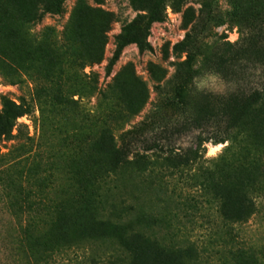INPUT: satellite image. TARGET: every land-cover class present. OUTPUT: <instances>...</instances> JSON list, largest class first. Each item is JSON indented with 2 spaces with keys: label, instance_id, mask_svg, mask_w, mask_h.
Masks as SVG:
<instances>
[{
  "label": "rangeland",
  "instance_id": "obj_1",
  "mask_svg": "<svg viewBox=\"0 0 264 264\" xmlns=\"http://www.w3.org/2000/svg\"><path fill=\"white\" fill-rule=\"evenodd\" d=\"M154 7L161 11V20L144 25L152 51L140 53L130 43L110 63L124 27ZM187 33L195 51L189 66L186 53L173 49ZM263 47L264 0H0V48L9 51V60L0 64V109L5 101H24L28 112L17 123L26 125L23 131L31 137L19 149H13L21 144L17 139L0 140V264L21 263L13 250L18 238L14 223H24L3 210L5 174L49 203L79 191L82 174L104 154L108 139L112 145H125L130 158L154 160L156 155L144 145L182 127L181 118L194 114L203 92H264ZM179 84L187 100L183 112L167 106ZM253 105L249 98L241 110ZM223 127L218 120L207 129L218 132ZM196 131L174 135L171 145L186 147V135ZM226 147L227 142L207 143L205 157L218 158ZM28 167L33 177L22 179L20 173L27 174ZM199 180L194 175L189 183L196 186ZM100 191L114 203L143 196L136 210L156 215L154 196L137 182H106ZM100 206L109 211V202ZM260 210L235 227V246L253 248V257L241 258L242 264H264V201ZM201 216L197 213L191 223L182 216L186 225L177 224L166 237L182 246L193 243L203 260L222 264L211 242L219 233L215 209L206 207ZM35 219L40 230L50 222L43 211ZM163 234L155 225L141 228L138 237L149 246L156 240L152 247L159 252ZM82 246L89 247V255L114 247L110 241ZM83 252L67 251L54 264H92ZM193 256L185 253L176 264H193Z\"/></svg>",
  "mask_w": 264,
  "mask_h": 264
},
{
  "label": "trees",
  "instance_id": "obj_2",
  "mask_svg": "<svg viewBox=\"0 0 264 264\" xmlns=\"http://www.w3.org/2000/svg\"><path fill=\"white\" fill-rule=\"evenodd\" d=\"M58 5L57 2L56 9ZM160 20L161 11L154 7L145 17L138 16L125 26L110 63L130 43L135 44L140 53L152 51L146 41L144 25L148 27ZM190 37L191 34L187 33L173 46L174 51L186 53V66L195 59ZM259 56L264 62V47ZM6 60H9V51L0 48V64ZM202 98L203 102L195 108L193 115L181 118L182 127L162 140L144 145L145 151L154 152V160L138 155L130 158L125 145H112V139H108L104 154L96 157L90 170L82 174L80 189L73 197L44 203L38 194L25 190L20 180L17 183L11 173L5 174L3 210L14 219L24 221L14 223L18 227V238L13 250L21 258L20 264H54L57 256L73 249L83 250L86 255L89 247L82 244L92 241H110L114 246L102 255L87 254L92 264H176V258L185 253L192 256L195 253L193 264H216L209 257L207 260L199 257L193 243L182 246L166 237L178 228L177 224L184 226L192 219L194 222L196 214L201 216L209 206L215 209L219 219L218 237L211 242L222 264H242L239 262L241 258L253 257V248L236 247L234 237H237L235 227L257 215L264 201V92H203ZM249 98L255 101V105L241 110ZM167 106L185 111L187 100L181 84L175 88ZM28 108L20 100L18 104L5 101L0 109V140L17 139L21 144L13 149L31 141L23 131L26 125L17 123V118L26 114ZM218 120L223 123V129L208 131V125ZM13 129L16 134H12ZM191 130H197V134L186 135L190 138L186 147L171 145L174 135ZM224 142L227 147L222 156L205 157L207 143ZM32 172L33 168L28 167L27 174L20 175L22 179L24 176L33 177ZM194 175L200 178L196 186L189 183ZM122 180L137 182L154 196L151 199L157 208L156 215L136 210L137 202L143 199L140 195L133 197L132 201H108L100 186ZM108 202L110 208L105 212L100 205ZM42 211L50 220L44 230L37 228L35 219ZM155 225L166 237H159L163 241L159 247L163 250L159 252L152 247L158 244L156 240L149 246L142 242L143 237H138L141 228L152 229ZM220 226L225 230L220 231ZM153 237H157L156 234Z\"/></svg>",
  "mask_w": 264,
  "mask_h": 264
},
{
  "label": "snow or ice",
  "instance_id": "obj_3",
  "mask_svg": "<svg viewBox=\"0 0 264 264\" xmlns=\"http://www.w3.org/2000/svg\"><path fill=\"white\" fill-rule=\"evenodd\" d=\"M215 152V149L213 150V153ZM213 153H210V154H213Z\"/></svg>",
  "mask_w": 264,
  "mask_h": 264
}]
</instances>
